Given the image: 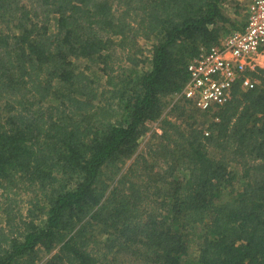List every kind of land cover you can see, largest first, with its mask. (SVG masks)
Instances as JSON below:
<instances>
[{
    "label": "trees",
    "instance_id": "1",
    "mask_svg": "<svg viewBox=\"0 0 264 264\" xmlns=\"http://www.w3.org/2000/svg\"><path fill=\"white\" fill-rule=\"evenodd\" d=\"M225 3L0 0V264H264V71L162 119Z\"/></svg>",
    "mask_w": 264,
    "mask_h": 264
},
{
    "label": "built area",
    "instance_id": "2",
    "mask_svg": "<svg viewBox=\"0 0 264 264\" xmlns=\"http://www.w3.org/2000/svg\"><path fill=\"white\" fill-rule=\"evenodd\" d=\"M245 7L242 27L201 48L188 64V81L177 95L201 111L223 107L240 79L245 90L259 85L249 74L264 71V0H247Z\"/></svg>",
    "mask_w": 264,
    "mask_h": 264
},
{
    "label": "rangeland",
    "instance_id": "3",
    "mask_svg": "<svg viewBox=\"0 0 264 264\" xmlns=\"http://www.w3.org/2000/svg\"><path fill=\"white\" fill-rule=\"evenodd\" d=\"M246 2L247 0H226V3L224 4V11L226 12L227 16L229 18L232 19V22L234 24V29L236 28H240L242 27L243 22L245 21V10H246ZM231 27H227L223 30L222 35L228 34L230 32H228V30H231ZM140 46L143 48V50H145V56H148L147 50L150 48V43L145 42L144 40H140ZM180 96L175 95L169 99H167V104L162 116V119L164 118H174L176 120V116L172 114V108L173 106L178 102V101H182V98H179ZM194 118L193 119H188V113L186 112V114L181 118L184 119V121L187 124H191L194 122H197L198 124H202L204 121L208 120L211 115L204 117L203 114L198 113V112H194L192 113ZM162 119H160L159 121L152 123L149 125L148 127V134L144 137H142L139 141V145L138 148L136 150V154L134 156V158L138 155L141 154H147L150 150V148L152 146H156L159 142H160V136H161V121ZM183 120H178V123H182ZM210 154L213 158L217 159L219 158V155L217 154L216 151H210ZM134 158L130 161L127 162V164L124 166V173L126 174L127 170L129 169L130 165L133 163ZM153 161V160H151ZM163 168V167H161ZM233 175L235 178H240V174H239V169L238 168H233ZM120 177L116 178V181L113 183V187L116 186V183L118 181ZM234 189V187H231V190ZM23 196V200L27 201L31 198V196H33V194H24L22 193ZM27 206L24 204L22 206V212L25 213ZM54 253V252H52ZM193 256H196L198 254V247H194L191 252H190ZM50 257V255L46 254L45 252H43L41 254V259L39 261V264H45L46 261L48 260V258Z\"/></svg>",
    "mask_w": 264,
    "mask_h": 264
}]
</instances>
